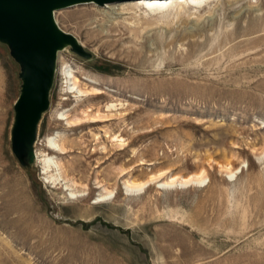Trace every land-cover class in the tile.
<instances>
[{"label": "rangeland", "instance_id": "1", "mask_svg": "<svg viewBox=\"0 0 264 264\" xmlns=\"http://www.w3.org/2000/svg\"><path fill=\"white\" fill-rule=\"evenodd\" d=\"M53 17L82 54L58 52L21 158V64L0 40V264H264V0L79 3Z\"/></svg>", "mask_w": 264, "mask_h": 264}, {"label": "water", "instance_id": "2", "mask_svg": "<svg viewBox=\"0 0 264 264\" xmlns=\"http://www.w3.org/2000/svg\"><path fill=\"white\" fill-rule=\"evenodd\" d=\"M127 1L132 0H0V40L9 44L21 64V85L10 131L11 150L17 158L32 150L35 124L47 104L56 50L70 45L82 54L75 38L56 26L52 10L79 3Z\"/></svg>", "mask_w": 264, "mask_h": 264}, {"label": "bare ground", "instance_id": "3", "mask_svg": "<svg viewBox=\"0 0 264 264\" xmlns=\"http://www.w3.org/2000/svg\"><path fill=\"white\" fill-rule=\"evenodd\" d=\"M209 2H210V0H132V1H127V2H118V3L105 4L103 6H112L113 7V5H122L123 3L124 4H131V5H134V6L139 4V5L143 6V7H145L146 9H148L149 11L157 13V12H163V11L167 10L168 7H170L173 3H185V4H190L193 7H201V6H204V5L208 4ZM54 11L55 10H52V19H53L54 23L56 24V26L58 27V25H57V23H56V21L54 20V17H53V12ZM61 49L62 48H59V49L56 50L55 58H56V56L58 55V52ZM62 71H63L62 73L64 75L65 80L69 83L71 92H76V93L81 95L84 91L81 90L79 88V86L77 85L78 79L73 75L71 69L63 68ZM64 120H67V119L65 118ZM113 141H116L117 143H121L123 140L122 139L118 140L115 137V138H113ZM48 143H49V145L51 147H54L58 151H62L61 148L56 146V143H55L54 139H50ZM43 163H44V170L46 172L50 171L52 169V167L55 168V165H56V163H54L52 161V158H49V157L45 158L43 160ZM204 180H205V178L203 177V173H200V174L191 175V176H189L187 178H184V177H176V178L175 177L174 178L167 177L162 182V185L170 186V187L186 186V185H189V184L201 185V184H203ZM145 186H147V185L143 184L141 186H137V185H132V184H129L128 182H126L125 185H124V188H125V190L139 191V190H142L143 188H145ZM104 194L103 195L101 194V195L98 196L97 202L104 201V200L108 199V197L111 196L110 192H107L105 195ZM78 196L79 195H75L73 193H69V195H68L69 198H75V197H78Z\"/></svg>", "mask_w": 264, "mask_h": 264}]
</instances>
